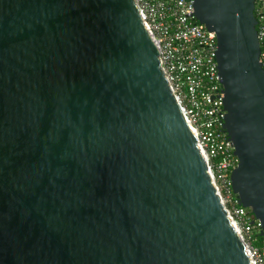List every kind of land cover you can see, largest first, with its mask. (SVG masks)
<instances>
[{
    "label": "water",
    "instance_id": "95a60500",
    "mask_svg": "<svg viewBox=\"0 0 264 264\" xmlns=\"http://www.w3.org/2000/svg\"><path fill=\"white\" fill-rule=\"evenodd\" d=\"M215 37L236 159L264 230L254 0H190ZM134 0H0V264H252Z\"/></svg>",
    "mask_w": 264,
    "mask_h": 264
},
{
    "label": "built area",
    "instance_id": "2783aa9c",
    "mask_svg": "<svg viewBox=\"0 0 264 264\" xmlns=\"http://www.w3.org/2000/svg\"><path fill=\"white\" fill-rule=\"evenodd\" d=\"M158 46V62L181 114L195 136L207 172L227 217L240 235L252 264H264V230L239 206L230 189L236 159L221 129L224 111L215 69L214 33L191 15L190 0H134ZM253 14L264 69V0H254Z\"/></svg>",
    "mask_w": 264,
    "mask_h": 264
}]
</instances>
